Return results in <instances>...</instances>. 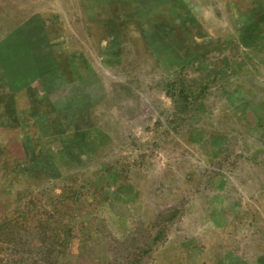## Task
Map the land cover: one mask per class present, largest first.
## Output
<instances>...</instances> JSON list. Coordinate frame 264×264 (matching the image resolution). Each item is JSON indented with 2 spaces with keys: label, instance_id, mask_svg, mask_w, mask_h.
<instances>
[{
  "label": "rangeland",
  "instance_id": "374dc122",
  "mask_svg": "<svg viewBox=\"0 0 264 264\" xmlns=\"http://www.w3.org/2000/svg\"><path fill=\"white\" fill-rule=\"evenodd\" d=\"M16 34L0 264H264V0H0Z\"/></svg>",
  "mask_w": 264,
  "mask_h": 264
},
{
  "label": "crops",
  "instance_id": "0c3cea01",
  "mask_svg": "<svg viewBox=\"0 0 264 264\" xmlns=\"http://www.w3.org/2000/svg\"><path fill=\"white\" fill-rule=\"evenodd\" d=\"M30 38L29 34L0 36V42L11 41L27 44L30 43ZM7 55L8 53L5 50H0V58ZM8 75L7 69L2 66V63H0V123L13 122L15 115H22L19 114L17 108L23 106L24 103H28L31 100V95L34 96V91L30 90L27 86L16 87L13 83H10L11 81L7 78ZM14 91L15 93H13ZM72 103L73 104L68 107H76L77 102L75 99ZM54 113L58 116L59 121L64 119L62 111L57 110V112ZM43 141H45V139L41 140V142Z\"/></svg>",
  "mask_w": 264,
  "mask_h": 264
},
{
  "label": "trees",
  "instance_id": "16d2710c",
  "mask_svg": "<svg viewBox=\"0 0 264 264\" xmlns=\"http://www.w3.org/2000/svg\"><path fill=\"white\" fill-rule=\"evenodd\" d=\"M20 244L26 245V243H22L20 239ZM49 251L48 256L42 259V255L40 253L44 251ZM3 250H0V253ZM52 250L51 249H26L23 247H14L7 250V254L5 258L11 259V261L7 264H54L52 261L45 262L47 259L51 257Z\"/></svg>",
  "mask_w": 264,
  "mask_h": 264
}]
</instances>
